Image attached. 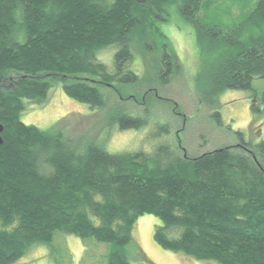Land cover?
I'll return each instance as SVG.
<instances>
[{
  "label": "trees",
  "instance_id": "trees-1",
  "mask_svg": "<svg viewBox=\"0 0 264 264\" xmlns=\"http://www.w3.org/2000/svg\"><path fill=\"white\" fill-rule=\"evenodd\" d=\"M204 3L0 0V264H17L65 233L112 243L108 264H156L144 253L132 261L125 252L145 214L161 220L154 239L164 249L221 264H264V164L254 157L264 161V140L254 144L239 132L253 154L220 147L185 157L169 143L150 153H119L21 118L27 104L47 101L54 79L73 99L105 108L106 96L92 80L72 78L137 84L141 75L130 66L138 47L158 54L157 79L169 83L178 65L162 24L174 11L195 28L201 99L218 107L226 90L250 89L264 78V0H255L234 26L203 22ZM108 48L112 67L100 57ZM213 116L221 123L219 110ZM108 119L121 130L150 123L118 106ZM163 128L170 132L168 124Z\"/></svg>",
  "mask_w": 264,
  "mask_h": 264
},
{
  "label": "rangeland",
  "instance_id": "rangeland-1",
  "mask_svg": "<svg viewBox=\"0 0 264 264\" xmlns=\"http://www.w3.org/2000/svg\"><path fill=\"white\" fill-rule=\"evenodd\" d=\"M201 19L221 26L239 23L254 6L255 0H204ZM171 40L178 70L170 82L162 84L157 79L158 54L139 47L131 68L141 75L134 85L102 84L90 76H78L71 80H87L97 85L107 99V106L91 109L69 96L59 79L53 84L43 104L26 105L22 120L43 129H62L67 137L85 144L96 140L111 152L124 153L142 149L152 152L161 143H169L177 155L195 157L220 147L236 152H248L241 146V132L246 141L254 144L264 140V78L253 81L250 89H228L219 98L218 107L205 103L195 76L201 68V58L196 42L195 28L174 11L171 21L162 24ZM113 48L104 50L100 57L112 67ZM12 76H10L11 79ZM68 80L67 82H69ZM13 80H7L10 87ZM253 102L260 110L253 109ZM121 107L133 115H147L150 123L140 129H119L109 121L112 107ZM219 110L221 123L213 116ZM168 124L169 133L163 127ZM252 149V148H251ZM256 160L264 164L254 152ZM262 160V161H261ZM259 162V163H260ZM161 220L152 214L137 220L133 241L125 252L132 261H140L147 255L156 264H221L213 259H198L184 252L164 249L154 239L155 226ZM109 242L94 238L83 240L74 234H59L52 247L35 246L17 264H108Z\"/></svg>",
  "mask_w": 264,
  "mask_h": 264
},
{
  "label": "water",
  "instance_id": "water-1",
  "mask_svg": "<svg viewBox=\"0 0 264 264\" xmlns=\"http://www.w3.org/2000/svg\"><path fill=\"white\" fill-rule=\"evenodd\" d=\"M4 125L2 124V123H0V144H2L3 143V136H2V134H3V131H4ZM255 157V159H256V156H254Z\"/></svg>",
  "mask_w": 264,
  "mask_h": 264
}]
</instances>
